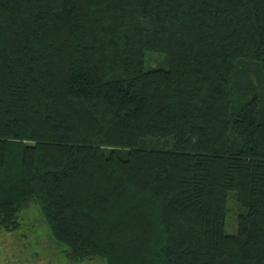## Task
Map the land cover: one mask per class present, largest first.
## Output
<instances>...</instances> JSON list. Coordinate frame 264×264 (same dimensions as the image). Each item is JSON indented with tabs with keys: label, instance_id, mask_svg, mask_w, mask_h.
Returning <instances> with one entry per match:
<instances>
[{
	"label": "trees",
	"instance_id": "trees-1",
	"mask_svg": "<svg viewBox=\"0 0 264 264\" xmlns=\"http://www.w3.org/2000/svg\"><path fill=\"white\" fill-rule=\"evenodd\" d=\"M31 205L74 264H264V0H0V226Z\"/></svg>",
	"mask_w": 264,
	"mask_h": 264
},
{
	"label": "rangeland",
	"instance_id": "rangeland-1",
	"mask_svg": "<svg viewBox=\"0 0 264 264\" xmlns=\"http://www.w3.org/2000/svg\"><path fill=\"white\" fill-rule=\"evenodd\" d=\"M148 64L157 66L162 59L148 55ZM244 211L234 192L230 193L227 204L226 231H237V219ZM0 264H74L67 260L62 247L50 235L37 206L31 205L21 211L18 222L12 228L0 226ZM76 264H105L97 257L86 258Z\"/></svg>",
	"mask_w": 264,
	"mask_h": 264
}]
</instances>
